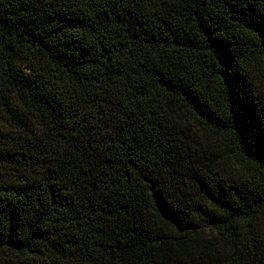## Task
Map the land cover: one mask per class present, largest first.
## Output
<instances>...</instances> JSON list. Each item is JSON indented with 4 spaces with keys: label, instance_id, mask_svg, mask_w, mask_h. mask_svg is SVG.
Segmentation results:
<instances>
[{
    "label": "trees",
    "instance_id": "1",
    "mask_svg": "<svg viewBox=\"0 0 264 264\" xmlns=\"http://www.w3.org/2000/svg\"><path fill=\"white\" fill-rule=\"evenodd\" d=\"M0 264H264V0H0Z\"/></svg>",
    "mask_w": 264,
    "mask_h": 264
}]
</instances>
